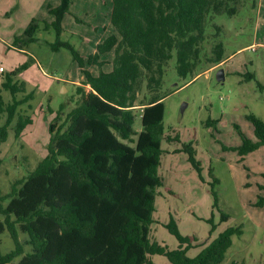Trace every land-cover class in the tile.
<instances>
[{"label": "rangeland", "instance_id": "374dc122", "mask_svg": "<svg viewBox=\"0 0 264 264\" xmlns=\"http://www.w3.org/2000/svg\"><path fill=\"white\" fill-rule=\"evenodd\" d=\"M59 1L0 0V66L3 67L0 93L5 102L11 100L1 82L5 73L19 68L13 80L24 84L25 93H18L17 97L32 94L31 99L18 107L19 114L31 117V124L19 137H14L10 126L6 140L0 145L1 193H10L11 185L16 193L3 201L10 220H17L40 205H48L54 198L74 199L81 216L95 214V235L90 238L75 232L63 235L51 220L37 217L31 225L47 240L45 253L65 251L66 264L113 262L118 251L114 236L123 222L119 208L129 206L146 215L141 205L133 204L134 198L143 202L153 184L144 171L151 159L140 152L149 141L143 125L160 120L163 124V139L157 144L162 150L157 167L160 182L154 186L152 222L145 237L169 250L176 249L180 243L165 227L172 219L179 233L189 238L186 254L193 257L226 227L239 226L241 234L232 235L231 245L219 264L232 261L264 264V201L257 204L259 197L264 198V145L241 158L236 149L241 138L235 128L237 125L246 137L254 140L246 116L253 114L264 121V0H237L234 15L209 18L202 60L193 77L180 78L171 65L162 86L168 92L166 96L153 104L136 102L131 108L134 123L128 127V138H122L97 119L78 118L74 131L89 132L81 147L85 155L99 152L97 159L106 173L110 172V161L118 164L120 188H114L107 177H98L102 190L113 189L117 199L114 204L92 196L85 186H76L62 164L47 175L27 178L47 153L50 136L56 134V131L49 133V123L56 126L62 123L65 128L66 116L79 98L76 89L81 74L75 62L68 50H51L46 41L54 40V32L42 29L44 20L53 18L47 12V5L54 7ZM110 1L71 0L63 17L60 39L71 43L83 55L91 52L112 29ZM32 18L38 19L39 30L34 39H28L22 32ZM218 41L223 45L224 59L219 63L209 62L208 54ZM219 68L223 69L220 81L216 79ZM142 96L143 92L138 99ZM92 101L100 112L111 117L118 114L117 107L99 97ZM60 104L64 106L55 120ZM3 121L4 115L0 124ZM65 144L68 143L63 140L52 143L55 148ZM16 180L20 182L15 184ZM24 226L16 223L23 243ZM11 249L13 243L0 216V251ZM129 251L138 255L143 252L135 246ZM33 253L31 246L24 243L23 253L12 264H35ZM149 258L152 264H169L163 255ZM138 264H143L141 259Z\"/></svg>", "mask_w": 264, "mask_h": 264}, {"label": "trees", "instance_id": "16d2710c", "mask_svg": "<svg viewBox=\"0 0 264 264\" xmlns=\"http://www.w3.org/2000/svg\"><path fill=\"white\" fill-rule=\"evenodd\" d=\"M237 0H111L110 25L111 31L95 44V48L83 55L71 43L60 39L63 31L62 21L68 12L71 0H60L58 5H47V12L52 15L50 21L44 20L43 30L52 29L54 40L46 41L50 49L59 51L64 48L69 51L72 61L75 62L81 74L80 85L77 86V99L75 106L68 112L65 128L62 123L56 126L50 122L48 131L52 134L47 145V153L36 166L28 173L27 178L49 174L58 164L65 166L70 180L78 187H87L89 193L112 204L117 203L112 188L102 190L98 184V177H107L114 188H120L118 179V164L110 161V172L101 169V162L97 159L99 152H94L88 157L81 147L89 137L88 131L78 134L74 131L79 117L97 119L104 125L115 130L122 138H128L130 127L134 123L131 108L139 102L140 105L153 104L166 96L162 90L164 75L173 65L177 75L185 78L193 77L196 68L202 60V48L205 40L207 21L214 15L231 16L236 13ZM38 19L32 18L22 34L28 39H34V34L39 30ZM218 31V27H216ZM223 45L220 41L215 43L208 54L207 61L219 63L223 58ZM205 54V53H204ZM90 67H94L92 70ZM19 70L5 73L1 87L10 94V101L5 102L0 93V145L6 140L10 126L14 137H19L24 128L31 124L29 115L19 114L18 107L32 98L31 93L23 94L18 98V93H25L24 84L13 80ZM88 86V90L86 87ZM143 92L142 98L138 99ZM118 108V114L112 117L100 112L93 103L94 97ZM64 104L59 105L57 115ZM247 119L252 125L254 140L246 137L237 125L235 128L241 138V144L236 148L242 158L246 153L264 145V121L248 114ZM112 118V119H111ZM63 128V129H62ZM148 134L149 141L140 152L151 162L144 169L148 178L153 180L147 196L143 202L139 198L133 199L134 205H141L146 211L142 215L134 208L121 206L119 215L123 218L120 232L114 236L118 251L113 262L101 264H138L139 259L143 264H152L149 256L163 255L169 264H219L232 242V235L241 234L239 226H229L222 230L208 244L203 246L193 257L186 252L190 247L189 238L182 236L175 224L170 219L165 225L168 232L180 243L176 249L169 250L156 241L145 237V231L152 222L151 211L154 210V186L160 182L157 173L162 150L158 143L163 139V124L160 120L147 122L143 125ZM66 141L68 144L54 147V141ZM190 144H187L189 148ZM119 154L122 150H117ZM20 180H16L19 183ZM15 186L11 185V192L2 194L0 189V216L4 219L6 231L13 243V249L2 253L0 251V264H12V261L24 251V243L34 250L35 264H66L67 253L61 251L56 254L45 253L47 240L35 231L31 222L37 217L51 220L61 234L77 233L80 237L90 238L95 235L96 216L92 213L89 217L81 216L78 204L74 199L54 198L48 205H40L27 215H21L17 220H10L3 201L15 195ZM216 202V195H214ZM264 198L259 197L257 204H262ZM24 226L26 240L24 243L19 237L16 223ZM213 228H210V232ZM182 246V244H185ZM135 246L143 250L138 255L130 252L129 248ZM230 264H245L235 261Z\"/></svg>", "mask_w": 264, "mask_h": 264}, {"label": "water", "instance_id": "95a60500", "mask_svg": "<svg viewBox=\"0 0 264 264\" xmlns=\"http://www.w3.org/2000/svg\"><path fill=\"white\" fill-rule=\"evenodd\" d=\"M216 79L218 81L222 80L223 79V69L222 68H219L217 73H216Z\"/></svg>", "mask_w": 264, "mask_h": 264}, {"label": "built area", "instance_id": "2783aa9c", "mask_svg": "<svg viewBox=\"0 0 264 264\" xmlns=\"http://www.w3.org/2000/svg\"><path fill=\"white\" fill-rule=\"evenodd\" d=\"M3 71V67L2 66H0V73Z\"/></svg>", "mask_w": 264, "mask_h": 264}, {"label": "crops", "instance_id": "0c3cea01", "mask_svg": "<svg viewBox=\"0 0 264 264\" xmlns=\"http://www.w3.org/2000/svg\"><path fill=\"white\" fill-rule=\"evenodd\" d=\"M49 20H51V19L49 18Z\"/></svg>", "mask_w": 264, "mask_h": 264}]
</instances>
